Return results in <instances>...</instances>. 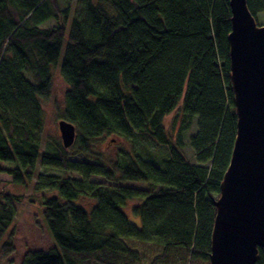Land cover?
Wrapping results in <instances>:
<instances>
[{"label": "trees", "instance_id": "16d2710c", "mask_svg": "<svg viewBox=\"0 0 264 264\" xmlns=\"http://www.w3.org/2000/svg\"><path fill=\"white\" fill-rule=\"evenodd\" d=\"M246 2L252 16L264 11V0ZM229 4L0 0V162L10 167H0V175L25 185L39 157L43 167L62 171L39 175L35 186L58 192L42 211L54 247L27 253L23 264H136L139 254L126 240L163 247L151 264L178 247L190 250L193 260L210 261L214 203L237 135ZM57 66L68 85L60 117L76 128V140L43 153L41 104L51 97ZM174 111L169 130L164 119ZM194 118L195 165L183 154V133ZM104 140L164 146L168 157L156 164L122 149L112 157L99 147ZM70 150L85 161L70 159ZM93 177L144 184L147 190L99 185ZM17 199L0 193V200ZM133 201L140 228L124 210ZM14 219L10 204L0 201L4 257L15 251L13 233L6 237ZM257 258L256 264H264V249Z\"/></svg>", "mask_w": 264, "mask_h": 264}, {"label": "water", "instance_id": "95a60500", "mask_svg": "<svg viewBox=\"0 0 264 264\" xmlns=\"http://www.w3.org/2000/svg\"><path fill=\"white\" fill-rule=\"evenodd\" d=\"M230 81L236 109V139L220 186L213 224L210 264H256L264 249V26L246 0H229ZM64 149L76 128L60 120Z\"/></svg>", "mask_w": 264, "mask_h": 264}, {"label": "rangeland", "instance_id": "374dc122", "mask_svg": "<svg viewBox=\"0 0 264 264\" xmlns=\"http://www.w3.org/2000/svg\"><path fill=\"white\" fill-rule=\"evenodd\" d=\"M76 1V0H75ZM256 23L260 26H264V11L258 12L255 16ZM55 22L51 21L46 25V27H51ZM52 89L50 98L48 100H43L41 107L43 110V125L42 132L39 136L41 150L43 153L54 152L57 147L61 146V138L58 128V122L61 119V114L64 110V93L68 89L65 80L60 74V67L57 66L53 68L52 72ZM177 112H173L171 115L164 119L165 127L167 129L172 128V120ZM197 118L193 119V127L183 133V154L189 159L192 164H198L196 161V154H194L191 146L190 139L197 134L198 122ZM178 123L175 124V129H178ZM101 149L106 148L109 150L112 157L118 153L119 150H125L133 153L135 156H139L148 162H154L160 164L163 159L168 157L166 147H155L150 144H131L127 141H123L117 144L109 143L107 140L102 141L100 146ZM77 151L70 150V159L75 161H85L82 154H76ZM210 166V165H209ZM0 167L10 168L8 163L0 162ZM35 174L29 180H25V185H21L13 182V176L8 173L0 175V193L7 194L12 197H17L16 201L11 200H0L1 202H7L8 205L14 211L15 219L10 231L6 234L13 233L12 244L15 247V251L7 257L1 254L0 249V264H23L24 256L29 252H49L53 247V242L51 235L48 234L46 225L43 220V202L51 197H58V192L53 190H35L36 183L38 181L39 175H53L55 177L61 176L62 171L52 170L42 166L40 157L38 158V163L35 167ZM69 176L72 179H79L74 173H70ZM91 180L97 184H102L104 186H116L136 190H147L146 186L139 183H122L120 185L110 184L105 179L99 177H93ZM135 201L126 204L124 210L128 217V220L136 227H141V220L133 215L132 207ZM139 221V222H137ZM140 223V224H139ZM8 239V237H7ZM6 241V239H5ZM128 247L132 251H136L139 254L136 264H151L152 260L157 257V255L162 254L163 247L159 245H154L150 243H141L133 240L125 241ZM158 264H210L209 261L196 260L191 258L190 250H185L183 248H170L168 249L167 258Z\"/></svg>", "mask_w": 264, "mask_h": 264}, {"label": "crops", "instance_id": "0c3cea01", "mask_svg": "<svg viewBox=\"0 0 264 264\" xmlns=\"http://www.w3.org/2000/svg\"><path fill=\"white\" fill-rule=\"evenodd\" d=\"M137 222H139V221H137Z\"/></svg>", "mask_w": 264, "mask_h": 264}]
</instances>
